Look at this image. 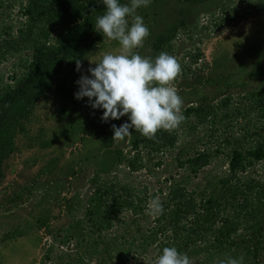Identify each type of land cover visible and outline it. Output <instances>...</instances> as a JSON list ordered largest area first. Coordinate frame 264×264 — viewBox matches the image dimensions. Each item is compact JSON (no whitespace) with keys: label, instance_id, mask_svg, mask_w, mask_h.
<instances>
[{"label":"rangeland","instance_id":"374dc122","mask_svg":"<svg viewBox=\"0 0 264 264\" xmlns=\"http://www.w3.org/2000/svg\"><path fill=\"white\" fill-rule=\"evenodd\" d=\"M0 1L1 98L27 77L33 49H24L22 39L30 35L23 13L28 0ZM137 14L150 31L136 49L140 55L153 58L157 38L174 34L157 55L166 52L180 65L170 86L183 99V120L175 129L158 131L164 136L159 149L131 129L124 139L114 140L112 125L120 126L127 117L102 122V112L89 107L87 98L74 97L76 81L89 75L87 69L95 66L89 60L98 55L83 62L80 74L67 66L71 70L61 79L70 84L69 98L60 97L46 109L51 116L44 142L49 147L36 145L0 169V264H155L163 244L185 250V235L166 242L172 236L168 233L144 245L158 226L156 214L148 213L152 202L169 203L177 187L208 199L229 178L234 151L247 154L264 145V112L256 103L264 94V0H152ZM63 23L50 31L47 45L60 41ZM46 31L45 26L35 37ZM114 47L106 44L102 52ZM56 114L59 118L52 119ZM137 136L142 138L138 148L133 145ZM201 154L208 163L194 172L189 160ZM134 159L139 168H130ZM245 166L238 175L243 182L264 180V160L251 159ZM112 182L140 192L146 188L155 197L143 216L124 212L108 229L103 222L96 226L98 214L92 213L98 205L96 190ZM221 210L214 230L222 227L221 218L235 215L232 206L223 204ZM249 227L232 239L248 241L253 235ZM211 240L185 251L191 264H221L229 258L264 264L263 246L257 257L243 247L218 256L212 255Z\"/></svg>","mask_w":264,"mask_h":264},{"label":"trees","instance_id":"16d2710c","mask_svg":"<svg viewBox=\"0 0 264 264\" xmlns=\"http://www.w3.org/2000/svg\"><path fill=\"white\" fill-rule=\"evenodd\" d=\"M121 2L123 3V0ZM104 12L101 0H28L23 13L27 18L26 32L30 35H22L27 36L22 39L25 41L24 49H33V59L27 77L17 87L4 91L0 98V169L8 159L22 156L27 150H34L36 145L41 148L50 145V142H44L48 135L47 121L51 116L46 113L47 106L55 105V101L60 97L69 98L70 94L67 92L70 84L61 79L64 73L67 76L66 69L71 70L67 66H72L74 74H80V71H77V62H80L81 70L83 62L103 51L107 43L103 41V36L94 30V26L97 17ZM61 22H64L62 38L55 45H47L50 31L56 25H62ZM45 26L47 31L40 34V37L45 36V40L41 43L40 37L35 35ZM173 36V32L170 31L157 38L153 58ZM256 103L260 104L264 112V94H258ZM56 118H59L58 114L52 119ZM139 137L137 136L133 142L136 148L142 143V138ZM163 137L161 132H157L155 137L150 139V144L159 149L163 145L161 141ZM43 143L47 145L44 146ZM207 158L206 154H201L189 160L192 170L195 172L206 166ZM251 159L264 160L263 144L249 150L247 154L234 151L230 159L229 178L223 180L220 191L213 193L208 199L199 200L184 187L172 189L169 203H159L160 211L156 213L158 226L151 231L149 239L146 237L144 245L151 246L160 235L170 233L172 236L166 238L168 240L166 242L173 239L177 241L185 235V250L177 248L181 253L187 254L185 251L192 245L196 246L197 243L203 244L213 239L212 255L216 253L220 256L225 250L243 247L248 255L253 254L257 257L264 247V180L243 182L238 177L239 173L244 171L245 163ZM129 164L132 169L139 168L135 159ZM96 194L99 196L98 205L92 213L94 216L98 214L96 226L98 222H103L108 229L112 227L113 220H117L124 212H130L135 218L143 216L149 206V200L155 197L149 195L146 188L140 192L135 188L119 186L113 182L106 187L98 188ZM223 204L232 206L235 215L233 219L230 216L221 218L222 227L217 229V232L214 227L218 224V218L223 215L221 210ZM145 216L148 218L149 214ZM249 225L253 235L248 241L232 239L234 234ZM209 233L213 237L207 239ZM176 246L163 244L161 251L165 247ZM193 249L191 252H194Z\"/></svg>","mask_w":264,"mask_h":264},{"label":"clouds","instance_id":"9594fccd","mask_svg":"<svg viewBox=\"0 0 264 264\" xmlns=\"http://www.w3.org/2000/svg\"><path fill=\"white\" fill-rule=\"evenodd\" d=\"M105 12L98 16L94 30L103 36V41L116 47L101 52L89 60V75H81L76 81L77 100L87 98V105L102 112V122L127 121L120 126L112 125L113 139L121 140L131 130L145 137L154 138L160 130H172L183 120V99L172 82L181 68L175 57L161 52L155 58L144 57L136 49L143 46L150 35L144 18L138 15L152 0H101ZM80 71V62H77ZM160 211L158 201L148 209L150 215ZM243 258H229L221 264H242ZM155 264H191L190 258L176 247H165Z\"/></svg>","mask_w":264,"mask_h":264}]
</instances>
